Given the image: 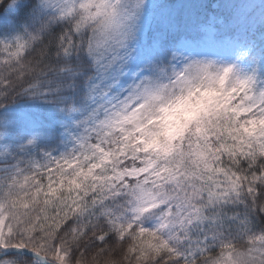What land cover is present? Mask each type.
I'll return each mask as SVG.
<instances>
[{
	"label": "snow or ice",
	"instance_id": "obj_1",
	"mask_svg": "<svg viewBox=\"0 0 264 264\" xmlns=\"http://www.w3.org/2000/svg\"><path fill=\"white\" fill-rule=\"evenodd\" d=\"M0 264H264V0H0Z\"/></svg>",
	"mask_w": 264,
	"mask_h": 264
}]
</instances>
